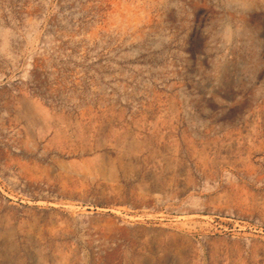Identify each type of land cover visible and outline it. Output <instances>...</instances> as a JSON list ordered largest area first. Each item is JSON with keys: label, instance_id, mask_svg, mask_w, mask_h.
<instances>
[{"label": "rangeland", "instance_id": "rangeland-1", "mask_svg": "<svg viewBox=\"0 0 264 264\" xmlns=\"http://www.w3.org/2000/svg\"><path fill=\"white\" fill-rule=\"evenodd\" d=\"M0 264H264V0H0Z\"/></svg>", "mask_w": 264, "mask_h": 264}]
</instances>
